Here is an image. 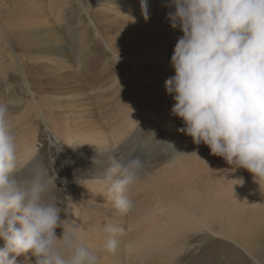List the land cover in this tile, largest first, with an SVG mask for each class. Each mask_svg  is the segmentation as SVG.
<instances>
[{"label":"rangeland","instance_id":"1","mask_svg":"<svg viewBox=\"0 0 264 264\" xmlns=\"http://www.w3.org/2000/svg\"><path fill=\"white\" fill-rule=\"evenodd\" d=\"M101 2L106 3L101 7L102 9H99L93 0H43L41 3L36 0H0V14L11 12V10L19 12L16 17L17 28L31 29L40 21V28L43 30V33L38 36L24 37L26 40H22L13 33L12 25H6L11 34L3 33V24L0 22V102H7L10 106L12 123L18 133L21 166H30V162L42 163L50 175H56L57 189L54 190V198L62 208V219L67 218L69 225L75 224L77 219L71 217L72 212L67 210L65 203L70 202L79 207V210H84L81 213L85 216L79 217V220L84 222L81 224L80 221L77 225L82 229L81 235L91 244L96 240L99 242L98 237L107 238V234L100 229L91 228V222L94 225L98 221L123 222L125 232L119 237L120 241L131 237L137 229L131 221L134 210L127 215L109 216L115 213V208L111 206L107 198L104 182L91 183L76 176L71 158L73 150L77 149L83 156L103 155L118 142L128 138L131 130L145 120L152 122L155 127H163L167 124L166 126H170L171 130L179 133V129L183 127V122L170 113L174 101L166 88L153 87L140 91L139 86L142 83L130 84L129 77L133 74L128 68L125 69L123 63L115 56L119 46L114 44L108 48L103 45L99 35L104 34L107 31L106 28L116 29L118 25L129 29L141 26L140 30L150 42L164 45V43L171 44L177 41V38L182 35L179 28L173 29L169 25L166 30L168 40L165 41L156 26L152 27L151 32H147L150 27L148 28L143 21H141L143 25L137 26L128 23L133 18L138 19L142 16L139 7L141 0H102ZM114 2L131 4L133 8L129 17L116 14L112 9L117 6ZM147 3L149 13L157 11L152 10L155 4H157L155 9H160L164 15L170 11L166 6L168 0H147ZM116 9L122 12L120 7ZM72 11L79 17V23L83 29V42L86 49L81 48V53L84 56L91 55L93 59L98 57L97 59L101 62L108 61L110 65L107 79L101 85L115 86V94L119 97L120 105L113 113L106 107L109 115L104 116L103 113L106 111V100L111 95L113 97V94L106 91L102 92L103 94L100 93L96 99L94 98L97 93L95 90L100 86L97 85L99 83L93 82L95 67L90 69L91 83L94 84H91L88 89H85L86 84L82 87L83 89H80L81 81L71 80L67 83V90L58 91L59 96L54 98L56 103L47 97L43 100L39 99L41 84L46 82L54 72H58L59 67L68 68L60 71L66 77L79 73L75 72V64L56 65V62L43 58L37 52L42 46L50 43L46 39L49 37L48 30L53 29L59 35L68 54L72 55L75 52L72 39L63 27L67 14ZM158 14L161 13L158 12ZM131 55L133 56L134 53ZM70 61L72 59L68 62ZM94 64L95 61L91 63V65ZM163 69L165 68L155 65L151 60H140L134 66L137 72H157ZM166 80L161 77L154 85ZM36 91V96H33ZM189 142L192 144H185L181 151L160 148L156 152L157 157L150 162L149 173L130 193L134 202L139 201L142 206L151 204L150 199L144 196V191L157 193L160 188H163V184H169L168 181H187L193 185V190L197 193L217 189L216 185L219 186V184H223L221 188L226 187L227 192L232 183H235L234 186L239 183H257L247 170L233 168L223 158L212 155L209 148L201 152L196 151L197 148L207 147L206 145H195L191 138ZM142 150H144L142 147H138L137 155L139 154L140 158L145 160ZM193 152L197 157L187 156ZM151 182L154 183L152 187ZM93 200L106 206L96 210L98 213L102 211L105 215L97 216L96 211H91ZM91 216H93L92 221ZM56 234L59 237L62 229L57 228ZM188 244V250L181 255L177 264H264V235L261 242L262 256L257 258L247 255L232 242L215 238L208 232L195 235L190 238ZM0 247L3 246L0 245ZM17 259L18 264H24L23 256Z\"/></svg>","mask_w":264,"mask_h":264},{"label":"clouds","instance_id":"2","mask_svg":"<svg viewBox=\"0 0 264 264\" xmlns=\"http://www.w3.org/2000/svg\"><path fill=\"white\" fill-rule=\"evenodd\" d=\"M166 6L170 26L182 33L170 60L175 74L165 82L170 113L183 122L179 131L264 181V0H168ZM141 12L147 21V0ZM147 139L93 161L95 179L124 215L135 208L130 193L149 173L150 163L137 155ZM55 189L56 175L42 163L21 166L10 106L0 102V264H18L21 256L24 264H100L82 229L62 219ZM100 231L107 234L105 251L115 253L125 228L113 221Z\"/></svg>","mask_w":264,"mask_h":264},{"label":"bare ground","instance_id":"3","mask_svg":"<svg viewBox=\"0 0 264 264\" xmlns=\"http://www.w3.org/2000/svg\"><path fill=\"white\" fill-rule=\"evenodd\" d=\"M36 1L43 2V0ZM93 1H95L99 9H102L101 7L104 4L106 5L105 2H101L102 0ZM114 4L117 6L112 7V9H114L116 14L129 17L133 8L131 4H123L120 2H114ZM116 7H120L122 12H119ZM139 7L141 8V5ZM156 7L157 4H155ZM155 8L152 10H157L161 13L160 15L157 11H153L149 13V19L147 21H145L142 15L138 19L133 18L128 23H132V26H137L138 24L143 25L141 23L143 21L148 28L150 27L147 32H151L152 27L156 26L166 41L168 40V31L166 30L170 25V21L166 19L167 14L164 15L160 9ZM17 14H19L18 11L12 10L11 12L0 14L3 33L11 34L6 27L7 24L12 25L13 33L21 37L22 40H26L24 37L38 36L43 33V30L40 28V21L39 24H36L31 29L25 30L17 28ZM78 18L76 13L72 11L67 14V20L63 24V27H65L66 32L69 33L72 39L73 51L75 50L72 55L68 54L62 40L54 29L51 31L48 30L49 37L46 40L50 43L42 46L37 52L43 58L46 57L45 59L56 62V65L75 64V72L78 71L79 73L76 72V75L66 77L60 71H65L68 68L65 66L59 67L58 72H54L47 78L46 82L41 84L42 90L40 91L41 95L39 99L43 100L47 97L52 99L53 103H56L54 98L59 96L58 91L67 90V83L71 82V80L74 82L81 81L80 89H83L82 87L85 84V89H88L91 84H94L91 83L90 69H94L95 67L93 82H96V84L99 83L97 85L100 86L95 90L97 93H95L96 96L94 98L96 99L100 93L106 91L113 94V97L111 95L106 100V111L103 113L106 116L109 115L106 107L113 113L118 110L117 107L120 105V102H118L119 97L115 94V86L113 84L106 87L101 85L107 79V73L110 72V65H108V61L101 62L97 59L98 57L93 59L91 55L84 56L81 53V48L86 49V47L83 42V29H81L82 27L80 26ZM106 29L107 31L104 34H99L100 40L108 48L114 44L119 46L118 53L115 56L123 63L125 69L128 68L134 75L129 77L130 84L133 82L136 84L142 83L139 86L140 89L138 88L140 91H145L153 87L164 89L166 81H161L157 83L158 85L154 84L161 77L168 79L175 74L174 69L171 68L170 60L176 42L171 44L164 43V45L152 43L143 35V32L140 30L142 29L141 26L129 29L118 25L116 29L113 27ZM25 43L27 44V41ZM110 51L112 52V49ZM132 53H134L133 56L131 55ZM71 59L72 61L68 62ZM140 60H151L155 65L164 67L165 69L158 70L157 72H137L134 70V66ZM94 61L95 64L91 65ZM151 74L158 76H152ZM36 94L37 91L33 93V96H36ZM166 125L164 124L163 127H155L148 120L142 121L139 126L131 130L128 138L118 142L117 145H114L105 154L115 152L116 150L122 152L127 151L135 142L139 144V141L148 138L146 141L148 148H142L144 149L142 151L145 154L144 159L150 163L157 157L156 152L160 148H167L170 151H181L185 144H192L189 142L190 137L182 132L173 131L170 126ZM151 137H153V140ZM207 148H197L196 151L201 152ZM152 150L155 151L153 152ZM105 154H95L93 156L87 154V156H83L77 149L73 150V157L71 158L76 176L82 180L86 179L91 183L101 182L95 179L97 165L93 161L106 159ZM168 183L163 184V188H160L157 193H152L149 190L144 191V196L150 199L151 204L142 206L139 201L135 202L134 215L131 217V221L137 229L131 237L120 243V247L115 253L105 251L104 244L107 238L98 237L100 243L97 240L93 241L94 243L92 245L100 256V264H177L176 262L181 258V255L188 250L189 246L187 245H189L190 238L204 232H208L215 238H223L232 242L251 257L257 258L262 256L263 244L261 245V242L264 235V181L256 184L239 183L237 186H234L235 183H232L228 187L227 192V188H221L223 184H219V186L216 185L217 189L213 188L208 192L204 191L199 193L195 192L193 185L187 181H168ZM150 185L152 187L154 183L151 182ZM110 203L113 207V203L111 201ZM66 205L67 210L72 212L71 217L73 219L77 218L75 219V224L77 225L80 221L82 224L84 220H79V217L85 216L81 213L84 210H79V207L70 202L65 203ZM102 207L105 208L106 206L97 203L95 200L93 202L91 201V211L103 209ZM114 212L109 216L122 215L116 209ZM95 214L97 216L105 215L102 211L99 213L96 211ZM92 218L93 216H91V221ZM107 223L109 222L98 221L94 225L91 222V228L99 230ZM118 223L123 226V222ZM3 243L0 240L1 246H3Z\"/></svg>","mask_w":264,"mask_h":264}]
</instances>
